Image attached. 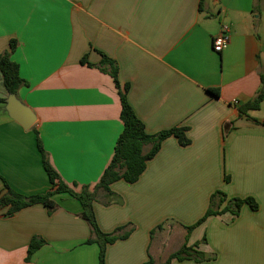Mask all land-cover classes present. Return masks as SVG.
Returning <instances> with one entry per match:
<instances>
[{
  "label": "crops",
  "instance_id": "obj_1",
  "mask_svg": "<svg viewBox=\"0 0 264 264\" xmlns=\"http://www.w3.org/2000/svg\"><path fill=\"white\" fill-rule=\"evenodd\" d=\"M224 28L230 39L216 52ZM11 40L27 81L17 97L36 122L25 129L9 115L0 71V191L4 181L26 196L50 189L37 136L64 182L94 189L123 130L119 89L99 67L106 54L146 130L182 127L190 141L167 137L136 182L111 185L118 198L100 193V229L128 232L107 244L106 264L163 263L185 243L204 258L171 264H264V101L240 111L264 89V0H0V53ZM216 191L258 206L210 215L189 232ZM54 199L52 212L0 207V264H100L80 201ZM34 236L45 243L29 254Z\"/></svg>",
  "mask_w": 264,
  "mask_h": 264
},
{
  "label": "trees",
  "instance_id": "obj_2",
  "mask_svg": "<svg viewBox=\"0 0 264 264\" xmlns=\"http://www.w3.org/2000/svg\"><path fill=\"white\" fill-rule=\"evenodd\" d=\"M203 3V1H202ZM16 47V41L11 40L10 49L0 53V71L3 77V84L9 94H16L18 90L27 85V81L20 75L19 64L11 58V54ZM87 62V56L82 58V63ZM91 65V64H90ZM100 69L109 73L119 89L121 99V114L120 118L123 123V130L120 133L111 162L104 170L100 181L95 185L92 191L88 187L82 191L76 192L66 182L63 181L58 171L51 164L48 155L43 147L42 140L37 136L38 149L42 155V162L46 170L51 186L44 193L32 194L29 196L22 195L13 190L6 181H4L5 191H0V207H8L7 215H13L15 212L34 205L43 204L50 212L58 207L54 199L55 194L68 193L77 198L82 205V212L91 229V237L88 243H98L100 246L99 263L106 264L105 252L106 246L109 243L115 242L117 239L126 237L127 233L120 234L121 227L113 232H104L100 229L94 212V202L98 200L100 193L107 196L114 195L111 190V185L118 180H125L129 183L136 182L144 170L146 169L148 160L152 159L160 150L162 142L169 136H176L182 145H187L190 141L185 134V128L174 127L167 130H162L157 133H149L143 121L137 116L130 102L128 101L127 92L129 85L122 86L118 78V65L115 60L103 54ZM264 82V76L262 75ZM214 94H219L218 90H211ZM0 98V102H4ZM264 101V89L260 90L251 100L240 106V111L247 114L250 110L259 109ZM244 203L250 204L253 208H257V204L252 198H228L222 191H216L210 198V205L205 215L195 224L187 226L189 232L195 227L203 223L210 215L219 214L230 211L233 214H238ZM225 204L223 207L222 205ZM161 227V225L159 226ZM45 240L41 237L34 236L29 244V254L41 247ZM204 254L195 250L187 243L182 245L180 249L170 254L166 262L159 264H171L172 260L196 259L201 260ZM143 264H156L150 256V259Z\"/></svg>",
  "mask_w": 264,
  "mask_h": 264
},
{
  "label": "water",
  "instance_id": "obj_3",
  "mask_svg": "<svg viewBox=\"0 0 264 264\" xmlns=\"http://www.w3.org/2000/svg\"><path fill=\"white\" fill-rule=\"evenodd\" d=\"M6 101L9 115L19 122L23 128L28 129L35 124L36 116L34 112L22 103L16 94H9Z\"/></svg>",
  "mask_w": 264,
  "mask_h": 264
},
{
  "label": "built area",
  "instance_id": "obj_4",
  "mask_svg": "<svg viewBox=\"0 0 264 264\" xmlns=\"http://www.w3.org/2000/svg\"><path fill=\"white\" fill-rule=\"evenodd\" d=\"M225 30L226 28H224V31L213 40V49L216 52H221L229 42L230 37Z\"/></svg>",
  "mask_w": 264,
  "mask_h": 264
},
{
  "label": "rangeland",
  "instance_id": "obj_5",
  "mask_svg": "<svg viewBox=\"0 0 264 264\" xmlns=\"http://www.w3.org/2000/svg\"><path fill=\"white\" fill-rule=\"evenodd\" d=\"M0 111H1V109H0ZM0 114H1V112H0ZM110 198L116 199V198H118V196L113 195ZM180 238H181V233H179L178 236L175 235L174 237L173 236L171 237V239L169 240V244H168L169 245V247H168L169 251L175 249V247L177 246L178 240H180ZM181 240H183V238Z\"/></svg>",
  "mask_w": 264,
  "mask_h": 264
}]
</instances>
